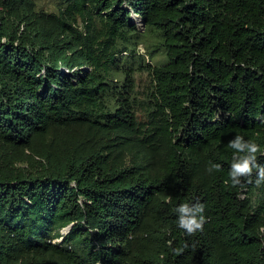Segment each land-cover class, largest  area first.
Segmentation results:
<instances>
[{
    "label": "trees",
    "instance_id": "obj_1",
    "mask_svg": "<svg viewBox=\"0 0 264 264\" xmlns=\"http://www.w3.org/2000/svg\"><path fill=\"white\" fill-rule=\"evenodd\" d=\"M238 134L264 165V0H0V264H264Z\"/></svg>",
    "mask_w": 264,
    "mask_h": 264
},
{
    "label": "clouds",
    "instance_id": "obj_2",
    "mask_svg": "<svg viewBox=\"0 0 264 264\" xmlns=\"http://www.w3.org/2000/svg\"><path fill=\"white\" fill-rule=\"evenodd\" d=\"M232 148H247L248 152L244 154L240 159H236V152H233V159L231 162V168L229 175L232 178L233 184H240L242 174H249L253 171V161H256V153L259 145L251 140H244V137L237 135L235 139L229 141ZM214 168L219 169L222 167L220 163H215ZM255 167L259 168L258 178L256 183L260 184L264 182V165L259 164L258 161L255 163ZM212 169L209 168V171ZM178 213V224L181 228L186 229L189 233L194 232L196 229L203 228V222L205 217L203 216L204 205L202 203L190 204L184 202L176 206L175 209Z\"/></svg>",
    "mask_w": 264,
    "mask_h": 264
},
{
    "label": "rangeland",
    "instance_id": "obj_3",
    "mask_svg": "<svg viewBox=\"0 0 264 264\" xmlns=\"http://www.w3.org/2000/svg\"><path fill=\"white\" fill-rule=\"evenodd\" d=\"M37 3L39 8L48 11H58L61 7L66 5L67 0H37ZM133 15L136 14L133 12ZM144 27L145 26L142 25L143 29H145ZM153 48H158L154 54L149 51L150 49L153 50ZM139 51L145 56L146 61L154 64H160L166 61V54L159 45V37L154 31H147L145 39L139 44ZM137 79L139 82L140 95L144 96L150 83L148 73L146 71L138 72ZM64 231L66 232V229H64Z\"/></svg>",
    "mask_w": 264,
    "mask_h": 264
},
{
    "label": "water",
    "instance_id": "obj_4",
    "mask_svg": "<svg viewBox=\"0 0 264 264\" xmlns=\"http://www.w3.org/2000/svg\"><path fill=\"white\" fill-rule=\"evenodd\" d=\"M144 25H145V23H144ZM65 229H66V231H68L69 230V227H66Z\"/></svg>",
    "mask_w": 264,
    "mask_h": 264
}]
</instances>
